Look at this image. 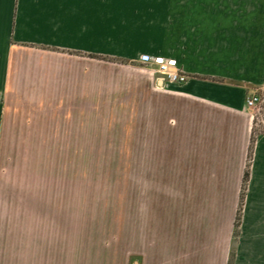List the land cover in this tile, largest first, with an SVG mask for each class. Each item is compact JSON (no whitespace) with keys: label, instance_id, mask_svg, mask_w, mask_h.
Here are the masks:
<instances>
[{"label":"crops","instance_id":"0c3cea01","mask_svg":"<svg viewBox=\"0 0 264 264\" xmlns=\"http://www.w3.org/2000/svg\"><path fill=\"white\" fill-rule=\"evenodd\" d=\"M144 54L176 58L187 79L170 83ZM96 55L149 72L148 113L132 124V264H264V102L246 105L264 94L260 0H0V264H84L82 201L71 234L66 204L2 178V149L11 112L81 130Z\"/></svg>","mask_w":264,"mask_h":264},{"label":"rangeland","instance_id":"374dc122","mask_svg":"<svg viewBox=\"0 0 264 264\" xmlns=\"http://www.w3.org/2000/svg\"><path fill=\"white\" fill-rule=\"evenodd\" d=\"M94 58L93 114L85 116L81 130L77 118L71 122L69 115L26 117L27 113L11 112L2 178L16 185L15 190L35 192L36 202L49 195L57 207L66 204L71 234L78 228L82 201L84 264H132L130 253L126 255L132 124L135 121L139 127L148 113L149 72L136 71L130 62L116 57ZM102 61L110 65L102 66Z\"/></svg>","mask_w":264,"mask_h":264},{"label":"built area","instance_id":"2783aa9c","mask_svg":"<svg viewBox=\"0 0 264 264\" xmlns=\"http://www.w3.org/2000/svg\"><path fill=\"white\" fill-rule=\"evenodd\" d=\"M141 60L146 63L154 64L155 71L170 83H182L187 79L176 58H169L163 55L150 56L141 55ZM264 102V94L260 91L255 92L246 98V105L251 109H257Z\"/></svg>","mask_w":264,"mask_h":264},{"label":"trees","instance_id":"16d2710c","mask_svg":"<svg viewBox=\"0 0 264 264\" xmlns=\"http://www.w3.org/2000/svg\"><path fill=\"white\" fill-rule=\"evenodd\" d=\"M256 135H257V131H254V134L252 135V142H251V154L250 156H252L253 152H254V146H255V140H256ZM249 174H250V170H247V173L245 174L244 177V185H247L248 182V178H249Z\"/></svg>","mask_w":264,"mask_h":264}]
</instances>
